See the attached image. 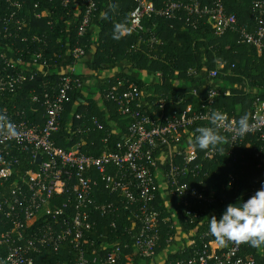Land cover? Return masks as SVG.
<instances>
[{
  "label": "built area",
  "instance_id": "2783aa9c",
  "mask_svg": "<svg viewBox=\"0 0 264 264\" xmlns=\"http://www.w3.org/2000/svg\"><path fill=\"white\" fill-rule=\"evenodd\" d=\"M133 2L130 33L140 36L149 33L147 23L155 18L183 22L195 31H206L209 21L216 37L234 35L237 43L264 51V0L254 4L253 29L241 26L237 15L228 13L224 0ZM70 4L71 0L63 2L66 7ZM39 6L37 3L35 8ZM97 12L94 0H75L73 19L78 22L81 38L93 27ZM41 17L43 15L38 16ZM71 25L72 21L68 26ZM153 27H157L156 22ZM154 36L148 41L151 49L157 42ZM140 42H144L143 38ZM133 49L140 48L136 45ZM73 56L82 61L88 54L77 47ZM41 59L39 55L32 61L18 59L14 62L0 49V62L6 66L0 69V103L9 95L25 92L29 76L35 69H44L45 65L38 61ZM234 68V64L229 66L227 61L218 60L211 71L191 68L188 74L216 81L232 74ZM63 71L66 76L52 93L29 91L27 106L14 105L10 109L0 104V264H40L38 257L41 259L47 254H54L56 258L65 256L55 264H264V245L253 248L232 241L221 244L210 234L211 217L215 215L219 219L214 208L219 203L217 192L214 188L192 186L187 182L191 177L197 178L203 169L191 131L202 123L212 127L211 115L219 113L215 110L216 98L221 95L218 83L208 92L207 99L200 98L199 90L194 89L192 95L198 98L197 104L178 99L172 102L175 108H170L166 99L157 94V86L163 81L161 72L147 75L128 72L115 84L109 82L102 92L100 85L96 90L83 88L77 77L79 66ZM49 74L47 71L44 75ZM117 74L118 71L107 74V78ZM133 79L144 80L143 86ZM80 89L103 105L101 113L105 123L98 117L89 118L79 113L78 106L66 116L71 94ZM86 101L82 100L81 105L86 107ZM106 103L114 105L120 121L129 122L127 134L112 118L114 113ZM223 116L225 119L217 130L221 140L216 147L204 150L201 162H217L225 155L236 157L237 162L236 153L252 135L264 143V86L253 101V114L246 133L239 134L235 118L228 114ZM63 127L69 134L65 136L66 142L73 144L70 148L58 145V139L63 140ZM108 127L124 136L115 151L100 155L84 153L82 149L89 143L92 131L105 132ZM104 141L107 143L108 139ZM256 158L264 177L262 152L257 153ZM241 159L244 160L242 165L250 162L245 155ZM22 160L29 166L19 168ZM239 179L236 172L231 173L228 189H237ZM257 190L253 187L248 192L249 197ZM106 192L115 199L99 202ZM121 209L127 211V218L131 220V226L125 229L131 242H104L97 249L92 240L98 237L94 231L98 228L94 214L119 216ZM200 219L208 226L202 239L213 240H203L198 246L195 232L187 231L185 225ZM166 225L178 233L167 241L170 249L166 258L161 259L159 241L162 227ZM112 228H116L115 222ZM182 232L190 234L192 239L185 242ZM99 237L107 238L105 234ZM189 248L190 252L186 253Z\"/></svg>",
  "mask_w": 264,
  "mask_h": 264
},
{
  "label": "trees",
  "instance_id": "16d2710c",
  "mask_svg": "<svg viewBox=\"0 0 264 264\" xmlns=\"http://www.w3.org/2000/svg\"><path fill=\"white\" fill-rule=\"evenodd\" d=\"M94 1L98 5V12L93 27L89 29L84 38H81L77 30L78 22L76 23L73 19L75 0H71L68 7L63 5L64 0H0L1 51L14 62L18 59L32 61L34 57L41 55L42 59L38 60L39 64L45 65L42 71L35 69L32 74L34 76H29L24 86L25 92L21 91L5 97V100L0 103L1 106L10 109L14 105L27 106L29 98L26 99L31 90H36L40 94L52 93L66 76L63 70L77 65L83 67L77 76L83 83V88L96 90L97 85H100L102 92L108 88L109 82L115 84L118 78L126 77L128 72H138L143 75L150 72H161L163 81L157 86V94L166 99L170 108H175L172 102L178 99H185L186 103L197 104L198 98L192 95L194 89L199 90L200 98L207 99L208 92L218 83L217 88L221 91V95L216 98L215 110L222 115L228 114L230 118H235L237 121L247 115L248 123L250 122V116L253 114V101L258 97V91L261 92L264 86V51L237 43L238 38L234 35L216 37L213 32L214 26L209 21L206 31H195L183 22L155 18L147 23L149 33L136 35L129 32L130 14L134 9L133 0ZM256 1L262 0H224V4L228 13L237 15L241 26L253 29L255 25L253 8ZM37 3H40V6L36 9ZM17 4L23 7L19 8ZM39 15L43 17L38 18ZM71 21L72 25L68 26ZM155 22L156 28L153 27ZM117 26H119L118 29ZM152 36L156 37L157 41L154 49L148 45ZM141 38L144 42H140ZM136 45L139 46V50L133 49ZM77 47H81L88 55L93 54V60L83 63L77 61L73 56ZM218 60L227 61L229 66L234 64L232 74L220 77L216 81L208 79L207 76L200 78L189 76L188 72L191 68H197L200 71L215 69ZM122 64H125V68ZM5 67V63L0 62V69ZM61 69L62 72H59ZM47 71L50 74L45 76ZM116 71H118L117 75L107 78V73ZM133 81L140 86L144 84L142 79H133ZM181 83L183 86L180 85ZM82 100H87L86 107L81 105ZM106 105L114 113L112 118L115 119L117 125L120 124L124 134H127L129 122L120 121V115L115 112L112 103H106ZM74 106H78L79 113L87 114L89 118L98 117L101 122L105 123V118L101 113L103 105L95 97L90 99L88 92L80 89L71 94L66 116L73 111ZM205 127H210V125L202 123L194 127L191 132L195 136L196 129ZM107 130L105 132L93 130L89 143L83 147L82 151L94 155H100L105 151H115L117 144L122 142L124 136L113 132L111 127ZM68 135L67 129L63 127L61 136L64 141L61 138L58 139L60 147L70 148L73 145L66 142L65 136ZM105 138L108 139L107 143L104 141ZM92 143L94 146H91ZM198 152L203 169L198 172L197 178L191 177L187 182L192 186L201 185L216 190L219 203L214 208L218 218L227 204L235 203L240 199L246 201L250 198L248 192L253 187L259 189L264 183L262 171L258 168L259 160L256 158L259 152H262V157H264V143L256 135H252L236 153L237 162H235L236 157L227 155L219 158L217 162H201L204 150L198 147ZM242 155L250 161L247 166L242 165L244 161L241 159ZM22 162L23 165L19 168L29 166L26 160ZM235 172L240 179L237 189L231 191L228 189V176ZM100 185L103 186L101 182ZM102 194L99 202H111L115 199L107 192ZM121 211L119 216L94 214V220L98 223V228L94 231L97 232L98 237L92 240L97 249L104 242L112 244L131 242L125 232V229L131 226V220L127 218L126 210L121 209ZM113 222L116 223V228H112ZM185 227L190 233L195 232V245L201 246L204 240L202 235L208 227L207 222L200 219L194 223L189 222ZM177 233V230H172L167 225L162 227L158 254L166 250L167 241L171 237L175 238ZM103 234L107 236V240L99 237ZM211 240L213 238H207L204 241L210 242ZM189 252L190 248L186 253ZM64 257L56 258L54 254L50 256L47 254L44 258L38 257V261L40 264H55Z\"/></svg>",
  "mask_w": 264,
  "mask_h": 264
},
{
  "label": "clouds",
  "instance_id": "9594fccd",
  "mask_svg": "<svg viewBox=\"0 0 264 264\" xmlns=\"http://www.w3.org/2000/svg\"><path fill=\"white\" fill-rule=\"evenodd\" d=\"M224 119L222 114L212 113L210 121L212 127L196 129L194 144L200 150L217 146L221 140L217 130ZM248 130V117L245 115L238 121V132L243 135ZM209 232L221 244L232 241L245 243L253 248L264 245V183L246 201L240 199L229 204L219 219L213 215L209 221Z\"/></svg>",
  "mask_w": 264,
  "mask_h": 264
},
{
  "label": "crops",
  "instance_id": "0c3cea01",
  "mask_svg": "<svg viewBox=\"0 0 264 264\" xmlns=\"http://www.w3.org/2000/svg\"><path fill=\"white\" fill-rule=\"evenodd\" d=\"M93 60V54H89L88 56H86V58H84L81 62H90ZM122 67L124 68L125 67V64H122ZM80 70L82 71L83 67L79 66ZM121 70V69H120ZM114 74V72H110V73H107V74ZM98 87V85H97ZM182 238L184 239L185 242H189L191 238V235L190 234H186V232H182ZM170 248H166V250L164 252H162L161 254H158V256L161 258V259H165L166 256H167V253L169 251ZM141 264H152V262H143Z\"/></svg>",
  "mask_w": 264,
  "mask_h": 264
},
{
  "label": "rangeland",
  "instance_id": "374dc122",
  "mask_svg": "<svg viewBox=\"0 0 264 264\" xmlns=\"http://www.w3.org/2000/svg\"><path fill=\"white\" fill-rule=\"evenodd\" d=\"M80 71H81V70H80V68H79V72H80ZM178 245L181 246V244H180L179 242H178ZM172 248H175V245L172 246ZM172 248H171V249H172ZM170 252H171V251H170Z\"/></svg>",
  "mask_w": 264,
  "mask_h": 264
},
{
  "label": "water",
  "instance_id": "95a60500",
  "mask_svg": "<svg viewBox=\"0 0 264 264\" xmlns=\"http://www.w3.org/2000/svg\"><path fill=\"white\" fill-rule=\"evenodd\" d=\"M38 161H39V163H41V158H39V160H38Z\"/></svg>",
  "mask_w": 264,
  "mask_h": 264
}]
</instances>
